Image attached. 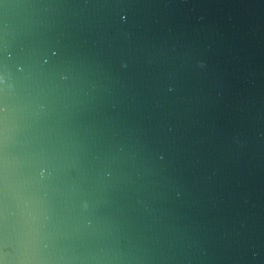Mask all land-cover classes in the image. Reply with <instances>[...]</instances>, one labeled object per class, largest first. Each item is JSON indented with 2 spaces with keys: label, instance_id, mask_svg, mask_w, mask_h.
<instances>
[{
  "label": "water",
  "instance_id": "water-1",
  "mask_svg": "<svg viewBox=\"0 0 264 264\" xmlns=\"http://www.w3.org/2000/svg\"><path fill=\"white\" fill-rule=\"evenodd\" d=\"M0 264H264V0H0Z\"/></svg>",
  "mask_w": 264,
  "mask_h": 264
}]
</instances>
